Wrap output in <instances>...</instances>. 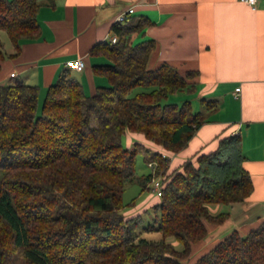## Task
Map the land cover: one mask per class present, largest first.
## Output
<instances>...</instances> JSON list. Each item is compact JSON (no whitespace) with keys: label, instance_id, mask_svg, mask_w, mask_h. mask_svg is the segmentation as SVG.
<instances>
[{"label":"trees","instance_id":"trees-1","mask_svg":"<svg viewBox=\"0 0 264 264\" xmlns=\"http://www.w3.org/2000/svg\"><path fill=\"white\" fill-rule=\"evenodd\" d=\"M46 3L52 0H0V31L13 49L5 55L0 43V70L19 55L21 40L39 35L37 12ZM148 25L144 16L130 15L111 26L116 42L91 48V55L109 61L92 66L109 85L90 96L62 72L38 112V86L18 78L0 84V264H182L209 228L229 217L211 214L208 205L241 203L252 193L240 134L219 139L215 150L168 174L161 153L122 145L128 131L177 153L216 108L215 100L204 98V111L197 112L189 100L162 103L177 92L193 93L197 72L181 74L166 62L150 69L154 41L131 40ZM136 87L149 90L130 97ZM137 153L165 179L153 206L156 224L141 230L140 216L120 214L125 183L137 180L143 189L151 179L135 175ZM142 231L161 239L141 238ZM169 237L182 248L176 250ZM192 264H264V222L244 236L232 231Z\"/></svg>","mask_w":264,"mask_h":264},{"label":"crops","instance_id":"crops-1","mask_svg":"<svg viewBox=\"0 0 264 264\" xmlns=\"http://www.w3.org/2000/svg\"><path fill=\"white\" fill-rule=\"evenodd\" d=\"M128 8H133V16H144L150 22L142 33L131 36L133 44L154 41L148 67L166 62L181 74L197 72L195 91L190 94L199 101L215 100L216 108L206 114L207 121L177 153L128 131L126 148L132 149L128 146L133 138L137 140L134 145L161 153L169 161L168 174L215 150L219 139L240 134L243 167L250 174L252 193L244 202L214 206V213L227 212L229 217L210 227L199 246L205 244L202 250H210L232 231L246 235L264 222V0H257L255 9L238 0H52L37 12L39 35L21 40L19 55L2 62L0 84L18 78L36 85L38 99L44 98L47 87L62 72L75 77L87 96L97 87L108 86L106 77L93 74L92 66L109 61L91 55L90 50L96 43L110 41L111 26ZM78 58L84 61L82 70L65 66ZM236 88H240L237 94Z\"/></svg>","mask_w":264,"mask_h":264},{"label":"rangeland","instance_id":"rangeland-1","mask_svg":"<svg viewBox=\"0 0 264 264\" xmlns=\"http://www.w3.org/2000/svg\"><path fill=\"white\" fill-rule=\"evenodd\" d=\"M0 43L2 45V51L4 52L5 55H8L9 53L12 52V47L10 45L9 39L6 33L3 31H0ZM9 82L10 81L4 83H9ZM148 90L149 88L136 87L130 91L129 96L131 97L138 92L148 91ZM186 100H189L191 102L192 110L194 112L200 111L201 105L199 99H197L195 95L187 94L185 91L177 92L175 94H171L167 96V98H165L162 101V103L163 104L177 103V105H181L183 101ZM42 101H43V97L40 96V98L38 99V106H37L38 112L41 108ZM126 136L127 135L125 133L121 137V143L125 148L127 147ZM135 142H137V140L133 141V138H131V143L129 144L128 147L133 148ZM148 174H151V169L149 168L148 164L144 162L142 155L140 153H137L135 157V175L137 177H140V176H146ZM144 199L146 200L144 201V203H142ZM159 201H160V197H157L155 192L152 191V186L150 183L147 184V188L142 189L137 180L128 181L125 183L124 189L122 191L123 207L120 210V214L124 218H131L137 215L140 216L139 230H141V228L143 226H146L147 224H156L157 216L153 209V206L158 204ZM216 205L217 204L208 205V209L211 214L217 213V212L214 213L213 210L214 206ZM219 206H223V205L219 204ZM139 237L150 241H158L161 239V235L158 232L142 231ZM167 241H169L176 250H180L182 248V245L176 242L172 237L167 238ZM204 245H202L201 247L198 246L197 248L195 247L191 257L187 260H184L182 264H192V261L195 257H197L202 253H205V251H208V250H204V251L202 250Z\"/></svg>","mask_w":264,"mask_h":264},{"label":"built area","instance_id":"built-area-1","mask_svg":"<svg viewBox=\"0 0 264 264\" xmlns=\"http://www.w3.org/2000/svg\"><path fill=\"white\" fill-rule=\"evenodd\" d=\"M244 4H246L247 6H249L251 9H255L256 8V3L257 0H238ZM133 14V8H128L125 11L121 12L115 19V22H121L123 20H125L128 16ZM110 41L112 43L116 42V38L113 36ZM65 66L70 69V70H75V71H80L84 68V61L80 58L78 59H74V60H70L67 61L65 63ZM10 77H14L15 74L14 73H10L9 74ZM240 88H236L235 89V94H237L239 92ZM163 157H165L164 155H162ZM149 168L151 169V179L149 181V183L152 186V191L155 192L157 197H160L162 194V189L165 185V179L164 177L161 176V174L159 175H155L156 173V164L153 162L148 163Z\"/></svg>","mask_w":264,"mask_h":264}]
</instances>
